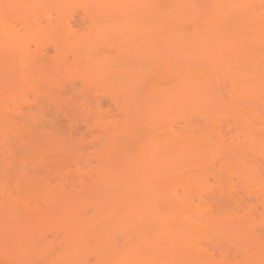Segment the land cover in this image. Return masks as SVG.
Segmentation results:
<instances>
[{"label": "bare ground", "instance_id": "6f19581e", "mask_svg": "<svg viewBox=\"0 0 264 264\" xmlns=\"http://www.w3.org/2000/svg\"><path fill=\"white\" fill-rule=\"evenodd\" d=\"M247 35L256 45L238 57L235 37ZM203 64L228 79L230 97L244 101L228 119L229 129L243 122L230 144L226 119L215 113L222 95ZM148 79L145 99L139 90ZM73 80L109 99L114 92L116 116L103 115L100 100L82 105L100 116L105 167L95 191L63 201L57 214L50 197L44 213L41 204L0 192L1 218L23 208L33 222L3 227L0 264H264V0H0V156L26 143L28 123L42 124V89ZM197 115L213 125L210 134H196ZM138 134L148 150L130 160L127 143ZM57 149L49 142L42 152ZM47 229L61 238L59 252Z\"/></svg>", "mask_w": 264, "mask_h": 264}, {"label": "rangeland", "instance_id": "374dc122", "mask_svg": "<svg viewBox=\"0 0 264 264\" xmlns=\"http://www.w3.org/2000/svg\"><path fill=\"white\" fill-rule=\"evenodd\" d=\"M27 1L29 0H21L22 3ZM256 9H258L259 12V5H256ZM75 14L74 20L81 23V14L79 11L78 14L77 12ZM235 42L238 47V57L242 55L244 50H251V48L256 45V43L252 41L250 35H247L245 40L241 42L238 37H235ZM240 45L241 49H239ZM53 54L54 53L51 51V59L53 58ZM107 54L112 57L115 55L114 53L108 52ZM48 63L50 64L51 62ZM238 63L239 65L242 64V58L240 62L238 60ZM124 65L128 68L132 66L131 62L127 60L124 61ZM51 67L53 68V66H50L49 72L54 74V70H52ZM202 69L207 71V81L213 84L222 95V100L219 101L215 113L219 114L222 119H226V122H224L223 134L227 140L226 144H230L236 135L242 132L243 122L240 121L237 129H229L228 119L239 112V107L243 106L244 101L232 98L227 94V92H229L228 79L217 70L211 72L212 65L203 64ZM54 78L57 80L56 76H54ZM73 81L59 82L53 86L42 89V92L45 94L43 98L44 107L42 108L44 111L40 114L43 118L42 124L36 127L33 123H28L23 128V138L26 143L20 146L18 142L15 146H11L12 149H10L8 153L4 156H0V192L12 193L13 200L17 199V201H21L23 205L27 203L41 204L40 207L44 213H46L43 207L44 200L48 197L51 198L50 201L55 209L53 214H57L63 209V201L85 200V196L87 197L90 195L94 188V183L98 179L97 175L101 170L100 167H105V162L103 161L102 163L101 157L102 155L104 156L103 153L107 141H104V137L106 136H104L100 130L101 125H99L98 120L100 116L94 115L95 112L97 113L95 110V112L92 111L93 116L91 117L88 116L87 113H83L84 106L82 105L86 104L88 100H90V103L100 100V102H102L103 115L107 114V112L108 115H118L116 106L112 103L113 101L111 99V95L114 94V92L110 95L106 92L109 95L108 97H110L109 99L106 97L107 95L104 97L101 90H98L97 87L90 86V88L86 86L87 88H84L80 81ZM5 82L9 84L10 88L14 86L13 79L10 75L6 77ZM151 84L152 80L148 79L147 86L139 90L140 95H146V97L144 96L145 99L149 96L148 87ZM110 88L113 89L115 87L112 88L111 85ZM123 90L128 95L132 93L130 89L123 88ZM103 93L105 95V91H103ZM29 98L30 100L32 99L31 97ZM238 101L242 102L239 103ZM37 114L38 113H36V115ZM241 117H243V115H241ZM88 118L92 120H86ZM196 118L195 127L199 129L196 134L198 136L210 134L213 125L207 124L206 127L203 124L204 122L202 123V118L199 115H197ZM115 121L117 127H122L124 125L122 117H116ZM177 133L180 135L179 137L181 140L187 137L185 136L186 134H184L186 132L178 130ZM101 136L104 137L102 138ZM137 138L138 141H129L127 143L129 149V154L127 156L130 160L137 159L141 152L148 150V141H146V137L143 134H138ZM255 138L256 141L261 140L259 132L255 133ZM240 141L243 140L241 139ZM4 142L5 141L0 138V148ZM49 142L56 145L58 149L56 151L43 153L42 148L49 144ZM182 145H184V143ZM246 161L249 167L254 166L250 154L248 160L246 158ZM57 170L58 174H61V176L56 174L59 177L54 175ZM164 170H166V167H164ZM169 170L173 169L170 168ZM89 171L90 173L88 174ZM258 171L264 178V170L258 169ZM81 173L87 174L85 177H82L80 175ZM216 174L218 175L217 171ZM223 176L225 177V174ZM27 177H31L33 180L28 181ZM90 209L87 208V212L89 211L88 213L92 215L93 209L92 211ZM32 223L31 221L28 222L27 215L23 208L16 209L14 213L10 212V214L2 216V218L0 217V231L4 230V226V228L9 229L10 227L12 229L13 227L30 225ZM45 232V238L47 237L46 240H48L50 245L59 252L62 247L61 238L55 240L54 237H56V233L48 229ZM226 234L225 235L228 237H232L233 235H231L230 232L229 234L226 232ZM225 237H223V239ZM225 241H227V239ZM219 243L222 242L220 241ZM242 244L246 246V243ZM243 246L239 247V251L241 252L238 251L237 263L242 260L241 254L244 250ZM215 259L218 260L219 257L216 256ZM90 263L94 264L95 261L91 259Z\"/></svg>", "mask_w": 264, "mask_h": 264}]
</instances>
